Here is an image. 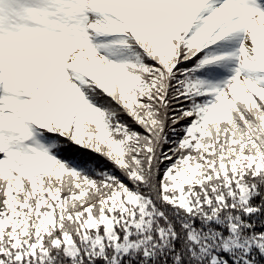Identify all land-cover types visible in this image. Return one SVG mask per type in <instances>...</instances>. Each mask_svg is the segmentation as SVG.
Here are the masks:
<instances>
[{
	"label": "snow or ice",
	"instance_id": "snow-or-ice-1",
	"mask_svg": "<svg viewBox=\"0 0 264 264\" xmlns=\"http://www.w3.org/2000/svg\"><path fill=\"white\" fill-rule=\"evenodd\" d=\"M0 264H264V0H0Z\"/></svg>",
	"mask_w": 264,
	"mask_h": 264
}]
</instances>
